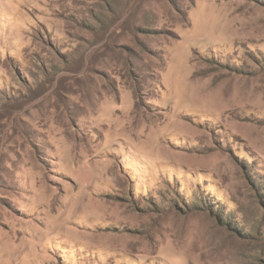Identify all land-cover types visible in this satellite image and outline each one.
I'll list each match as a JSON object with an SVG mask.
<instances>
[{
  "label": "rangeland",
  "instance_id": "rangeland-1",
  "mask_svg": "<svg viewBox=\"0 0 264 264\" xmlns=\"http://www.w3.org/2000/svg\"><path fill=\"white\" fill-rule=\"evenodd\" d=\"M0 264H264V0H0Z\"/></svg>",
  "mask_w": 264,
  "mask_h": 264
},
{
  "label": "bare ground",
  "instance_id": "bare-ground-1",
  "mask_svg": "<svg viewBox=\"0 0 264 264\" xmlns=\"http://www.w3.org/2000/svg\"><path fill=\"white\" fill-rule=\"evenodd\" d=\"M53 194H51V197H52V200H54L55 199V197L54 196H52ZM53 197H54V199H53ZM57 197V196H56ZM57 200V199H56ZM78 209H79V206L77 207ZM72 234H75V232H72ZM20 251V250H19Z\"/></svg>",
  "mask_w": 264,
  "mask_h": 264
}]
</instances>
